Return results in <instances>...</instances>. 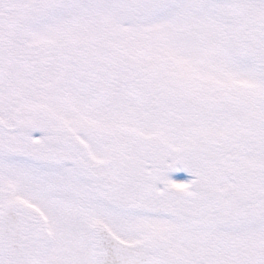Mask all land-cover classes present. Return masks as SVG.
Here are the masks:
<instances>
[{
	"label": "snow or ice",
	"instance_id": "6c2138e0",
	"mask_svg": "<svg viewBox=\"0 0 264 264\" xmlns=\"http://www.w3.org/2000/svg\"><path fill=\"white\" fill-rule=\"evenodd\" d=\"M0 264H264V0H0Z\"/></svg>",
	"mask_w": 264,
	"mask_h": 264
},
{
	"label": "rangeland",
	"instance_id": "374dc122",
	"mask_svg": "<svg viewBox=\"0 0 264 264\" xmlns=\"http://www.w3.org/2000/svg\"><path fill=\"white\" fill-rule=\"evenodd\" d=\"M33 135L34 136H40V135H42V133L37 131V132H34ZM178 167H179L178 171L174 170V171H171L168 173L169 178L174 182V186H176V187L183 186L186 184V182L194 179V177L192 175L186 176L184 173V169L180 166H178ZM158 186L162 187V185H158Z\"/></svg>",
	"mask_w": 264,
	"mask_h": 264
},
{
	"label": "clouds",
	"instance_id": "9594fccd",
	"mask_svg": "<svg viewBox=\"0 0 264 264\" xmlns=\"http://www.w3.org/2000/svg\"><path fill=\"white\" fill-rule=\"evenodd\" d=\"M188 185H183V188H187ZM183 188H177V190H183Z\"/></svg>",
	"mask_w": 264,
	"mask_h": 264
}]
</instances>
